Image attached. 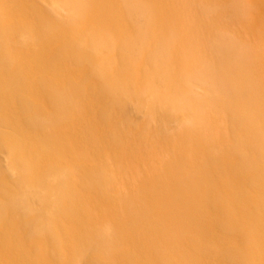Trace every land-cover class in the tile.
I'll return each mask as SVG.
<instances>
[{"label":"bare ground","instance_id":"obj_1","mask_svg":"<svg viewBox=\"0 0 264 264\" xmlns=\"http://www.w3.org/2000/svg\"><path fill=\"white\" fill-rule=\"evenodd\" d=\"M204 1L0 0V264H264V48Z\"/></svg>","mask_w":264,"mask_h":264},{"label":"rangeland","instance_id":"obj_2","mask_svg":"<svg viewBox=\"0 0 264 264\" xmlns=\"http://www.w3.org/2000/svg\"><path fill=\"white\" fill-rule=\"evenodd\" d=\"M143 1H146V0H143ZM194 1L196 2L194 4L195 8H196V4H198V6H200V4L202 3V2H200L201 0H193V2ZM206 1L208 2V3L207 2L206 3H207V5L210 8H212V9H214V7L216 8V6L214 4L215 3V0H206ZM218 1L223 5V7H225V6L227 7V4L228 3H226L224 0H218ZM234 1H236L234 3L241 2L244 5L245 15L242 17V20H244V21L242 23H240L236 18H234L232 20H228V22H227L226 21L227 19H225V18L222 17V15H223L222 13H221V16H219V20H217V21H219L221 25H224L225 23L228 24V25L225 24L226 25V28H227V30H229L230 33H232L231 34V37H232V39H234L235 42L237 41V42H240L242 44H245V45L249 46L248 49L249 48H252L251 50L250 49L249 50H250V53H252L254 51V54L253 55L251 54L252 57H249L247 59V63L248 64H246V62H245V64L247 65L246 68L249 67L248 69H250L251 71L254 70L255 71V72H253L254 75L257 72L259 73V75H263L262 74L261 67H260V62H259V59H261L262 56L257 51L255 52V47H260V44H261V46L264 48V19H260L258 17V20L259 21H258V25H257L255 31L252 30V27L250 25V22L252 20H254V18L256 17V15L259 13L260 8L257 9V7L255 6L256 4L253 3V0H234ZM33 2H34V4L36 6H40L42 8H45V12L46 13H49L48 12L49 11L48 9L52 7V4L54 3V0H33ZM85 3H87L88 5L90 4L88 2V0H85ZM204 3H205V1H204ZM241 3L238 5L239 7H240ZM87 4H84L83 6H78L75 10L73 8L71 9L72 12L74 11V13H75V11L78 12V13L76 12L78 14L77 17H80V19L78 20V23H81V19L82 18L84 19V15L87 14ZM257 4H259V3H257ZM145 5L150 10L149 5H147V3ZM83 7H85L84 10H82ZM64 12L65 11H61L60 12L61 13L60 15L62 16L61 18H64L65 19ZM82 12H83V14H82ZM198 16L199 15L195 14V16H194L195 17V20L197 19L199 22H202L203 19H200ZM222 21H224V22H222ZM203 22H205V21H203ZM105 29L106 28H102V29H100L101 31L99 30V32L102 33V34L103 33L106 34L107 31ZM98 48H101V47H98ZM109 48H111V47H109ZM261 51H262V49H261ZM262 53H263V51H262ZM234 71L235 70H233L231 72L234 73ZM226 82H227V87L228 88H232V83L229 80H226ZM255 83H256L255 84V87H257V90L255 92L252 91L251 94H252L253 97H255L256 101H258V102L261 103L260 104V107H261V109L264 110V101H263V98L261 97V96L264 97V75L262 76V78L260 80H258V82H255ZM224 85L226 86V84H224ZM130 91H134V89H132V87H131L130 88ZM222 98L224 100L225 97L223 96ZM241 99H242V97H241ZM221 102H224V101H221ZM225 102L227 103V98L225 99ZM134 105H136V104L133 102V104H129V106H126L125 107V114H126V117L125 118H126V121H127L126 129L129 126V128H128L129 131L132 130L131 128H133V124L132 123H136L137 124V123H140V121H145L147 123H151L152 120H153L152 119V116H151V114H149V112L148 113H146V112H144V113L143 112H139ZM74 110H76V109H74ZM175 113L176 112H174V114ZM174 114L173 115H168V113H167L166 120H167L168 127H165V128L164 127H161V128H159L160 129V134L162 136H165L166 133H168V132H169L168 134H171V132L174 131V133L173 132L172 133L175 134V133H178L177 131H181L182 130V128H183L184 125H181V126L177 125L178 124V121L180 120L181 117L177 113L175 115ZM116 116L121 117V115H119V114L116 115ZM224 117L226 118V121L228 123V127L231 126V122H232V120H230L231 118H228V115L227 114ZM262 119H264V118L262 116L258 115L257 121H260L261 126L263 127L262 129H264V123H263L264 121L262 122ZM262 123H263V125H262ZM194 125H196V124H194ZM166 128H168V132H165ZM116 130L118 131V129H116ZM117 131H116V133H117ZM142 142L143 141H139V144L141 145ZM143 144H145V143H143ZM145 146H147L149 148L148 144H145ZM160 148L162 150H164V151L167 152L165 146H162L161 145ZM61 150L62 149H59V148L57 149L56 148V152H61ZM8 156H9V153H8V151H6V149L0 150V169H6L7 168V159H8ZM117 170L120 171L119 172L120 174L118 173L117 176L121 178V173H124L125 172L124 174H126L127 173L126 171H128V168L125 165L122 166V164H120L119 166H117ZM120 178L117 179L119 181H117L116 182V185L114 184V186H122V184H121L122 182L121 181L123 179L122 178L120 179ZM123 178H125V177H123ZM113 228H114V226H112L111 229L113 230ZM27 244L28 245H33V244L35 245V243L31 244L30 241H27ZM39 252H43V251L40 249Z\"/></svg>","mask_w":264,"mask_h":264}]
</instances>
